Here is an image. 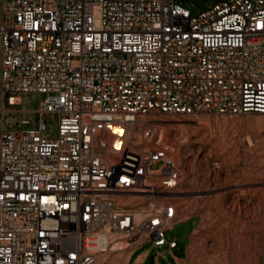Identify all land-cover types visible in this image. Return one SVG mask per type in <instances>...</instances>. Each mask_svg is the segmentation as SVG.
<instances>
[{"label":"built area","instance_id":"obj_1","mask_svg":"<svg viewBox=\"0 0 264 264\" xmlns=\"http://www.w3.org/2000/svg\"><path fill=\"white\" fill-rule=\"evenodd\" d=\"M26 93L46 95L37 128L7 131ZM246 114L264 115V0H0V264L174 249L177 149L148 117Z\"/></svg>","mask_w":264,"mask_h":264},{"label":"rangeland","instance_id":"obj_2","mask_svg":"<svg viewBox=\"0 0 264 264\" xmlns=\"http://www.w3.org/2000/svg\"><path fill=\"white\" fill-rule=\"evenodd\" d=\"M176 1L197 15L223 0ZM19 95L21 102L6 108L24 112L7 114V131L21 120L37 128L35 112L46 95ZM45 118L43 135L50 138L57 117ZM148 118L158 121L163 141L177 149L181 179L171 201L181 223L167 232L168 240H176L174 249L148 243L136 254L148 252L147 264H176L174 256L182 259L186 250L191 264H264V115Z\"/></svg>","mask_w":264,"mask_h":264},{"label":"crops","instance_id":"obj_3","mask_svg":"<svg viewBox=\"0 0 264 264\" xmlns=\"http://www.w3.org/2000/svg\"><path fill=\"white\" fill-rule=\"evenodd\" d=\"M138 249L139 248L129 252L114 253L111 254L110 256L114 262L116 260H120V264H147L149 260V253L143 252L140 254H136ZM174 258L176 260V264H191L188 263L187 250L184 258L180 259L175 256ZM150 264H154V261H152Z\"/></svg>","mask_w":264,"mask_h":264},{"label":"bare ground","instance_id":"obj_4","mask_svg":"<svg viewBox=\"0 0 264 264\" xmlns=\"http://www.w3.org/2000/svg\"><path fill=\"white\" fill-rule=\"evenodd\" d=\"M162 136V135H161ZM187 155V154H186ZM188 156V155H187ZM190 156V155H189ZM253 217V216H252Z\"/></svg>","mask_w":264,"mask_h":264}]
</instances>
